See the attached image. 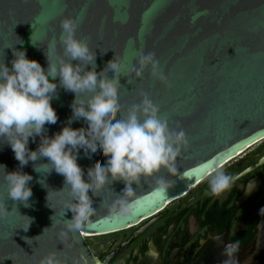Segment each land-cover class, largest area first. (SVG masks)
<instances>
[{"label":"water","instance_id":"water-1","mask_svg":"<svg viewBox=\"0 0 264 264\" xmlns=\"http://www.w3.org/2000/svg\"><path fill=\"white\" fill-rule=\"evenodd\" d=\"M198 13L202 14L194 19ZM65 17L79 18L76 37L96 52L98 73L121 63L125 68L138 67L141 51L154 52L172 86L153 79L150 68L140 79L134 73L122 76V111L126 115L146 93L159 107L161 118L172 128L182 127L189 140L166 198L154 194L151 181L142 180L140 186L133 185L136 217L113 223L106 219L105 205L122 196L125 187L122 181L114 182L90 198L95 227L85 234L105 235L138 225L264 140V0H0V63L11 67L16 48L26 50L30 60L46 69L45 43L55 39L62 53L60 21ZM33 33L36 46L31 42ZM74 98V93L58 89L52 106L59 119L45 125L46 135L67 125ZM71 126L87 124L81 118ZM39 143L40 137L30 140L29 148L36 150ZM47 162L41 157L22 169L33 176L27 207L8 199V183L0 169V204L10 212L0 218V264H40L51 254L59 264H102L91 253L85 234L60 235L65 221L72 219L71 210L65 208L71 198L67 189L58 192L64 188L62 175L34 171L35 165ZM77 162L87 182L88 173L104 165L106 158L90 159L81 150ZM0 165L8 172L20 169L7 144H0ZM259 215L257 234L248 246H240L237 264H264L261 210ZM227 244L214 238L202 242L190 264H223Z\"/></svg>","mask_w":264,"mask_h":264},{"label":"clouds","instance_id":"clouds-1","mask_svg":"<svg viewBox=\"0 0 264 264\" xmlns=\"http://www.w3.org/2000/svg\"><path fill=\"white\" fill-rule=\"evenodd\" d=\"M60 27L59 45L63 51H58L55 39L45 43L46 69L38 61L30 60L26 50L16 48L13 49L11 67L0 63V144L11 147L20 165L19 170L12 172H8L5 165H0V169L8 183V199L27 207L33 195L30 187L33 176L22 169L30 161L47 158L48 162L35 165L34 171L51 174L54 170L64 177V188L58 192L67 189L71 199L65 208L71 210L72 219L65 221V231L60 235L71 234L76 238L95 227L96 211L90 198L114 182L122 181L125 187L122 196L105 205L106 219L113 223L128 222L136 217L138 209L133 185L140 186L142 180L151 181L154 194L166 198L176 183L172 177L178 174L177 161L188 149L189 140L182 127L172 128L166 118H161L159 107L146 93L141 94V103L128 108L126 115L122 111L119 102L122 76L134 73L140 79L150 68L153 79L167 87L172 86L154 52L145 54L141 51L138 67L125 68L121 63L98 73L96 52L86 41L76 37L79 18L65 17L60 21ZM33 36L34 33L31 42L36 46L38 41L34 42ZM57 78L58 82H54ZM61 87L75 94L72 116L65 127L48 136L45 125L56 124L59 119L52 101ZM81 118L87 127L73 128L72 123ZM37 137H40V143L36 150H31L30 140L35 142ZM81 150L90 159L106 158L104 165L88 173L87 182L77 162ZM236 179L218 169L208 178L206 194L220 197L232 188ZM39 182L44 184L43 180ZM8 213L6 204H0V218ZM261 215H264V208ZM215 238L219 240L220 236ZM239 249L238 241L227 244L223 264H232L233 260L237 264ZM40 264L59 262L55 254H51Z\"/></svg>","mask_w":264,"mask_h":264},{"label":"flooded vegetation","instance_id":"flooded-vegetation-1","mask_svg":"<svg viewBox=\"0 0 264 264\" xmlns=\"http://www.w3.org/2000/svg\"><path fill=\"white\" fill-rule=\"evenodd\" d=\"M219 170L237 177L222 196L206 194L210 175L138 225L87 236L91 253L102 264H190L202 242L218 235L219 240L248 246L264 207V140Z\"/></svg>","mask_w":264,"mask_h":264},{"label":"snow or ice","instance_id":"snow-or-ice-1","mask_svg":"<svg viewBox=\"0 0 264 264\" xmlns=\"http://www.w3.org/2000/svg\"><path fill=\"white\" fill-rule=\"evenodd\" d=\"M155 20H156V17L154 16L153 17V26H155ZM142 94V93H141Z\"/></svg>","mask_w":264,"mask_h":264},{"label":"bare ground","instance_id":"bare-ground-1","mask_svg":"<svg viewBox=\"0 0 264 264\" xmlns=\"http://www.w3.org/2000/svg\"><path fill=\"white\" fill-rule=\"evenodd\" d=\"M87 236H91V235H89V234H85V237H87Z\"/></svg>","mask_w":264,"mask_h":264},{"label":"rangeland","instance_id":"rangeland-1","mask_svg":"<svg viewBox=\"0 0 264 264\" xmlns=\"http://www.w3.org/2000/svg\"><path fill=\"white\" fill-rule=\"evenodd\" d=\"M206 181H207V180H206ZM206 181H205V182H206ZM205 182H204V183H205Z\"/></svg>","mask_w":264,"mask_h":264}]
</instances>
